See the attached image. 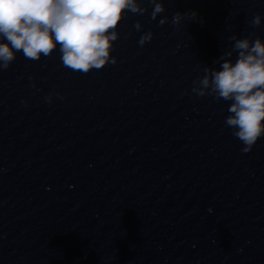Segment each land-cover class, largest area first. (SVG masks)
<instances>
[{"label":"clouds","instance_id":"clouds-1","mask_svg":"<svg viewBox=\"0 0 264 264\" xmlns=\"http://www.w3.org/2000/svg\"><path fill=\"white\" fill-rule=\"evenodd\" d=\"M143 0H0V70H6L22 52L26 59L48 57L57 45L63 65L75 72L87 74L99 70L109 62L113 42L118 39L116 29L126 11L144 15L147 8ZM154 7L151 19L165 11L162 0H149ZM176 12L172 22L179 24L184 16ZM195 16L193 12L191 14ZM167 17L159 20L163 25ZM261 24L256 14L252 27ZM140 31L142 25H134ZM152 32L144 33L139 40L142 46L152 39ZM231 36L232 49L216 63L219 69L205 67V75L193 81L192 92L198 96L211 95L216 100L232 101L225 125L233 129L236 137L248 152L264 136V41ZM7 41V42H5ZM237 53L235 62L230 59ZM49 99H51L49 97Z\"/></svg>","mask_w":264,"mask_h":264}]
</instances>
